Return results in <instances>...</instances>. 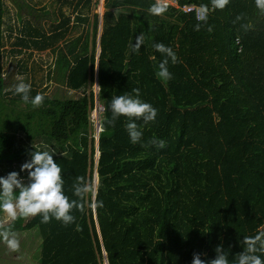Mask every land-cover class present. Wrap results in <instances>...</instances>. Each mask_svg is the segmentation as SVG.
Wrapping results in <instances>:
<instances>
[{"label": "trees", "instance_id": "trees-1", "mask_svg": "<svg viewBox=\"0 0 264 264\" xmlns=\"http://www.w3.org/2000/svg\"><path fill=\"white\" fill-rule=\"evenodd\" d=\"M176 1L179 8L154 16L155 0H103L101 15L87 13L90 0H77L72 16L63 6L73 0H51L45 25L24 12L27 1L0 0V176L26 177L21 164L43 148L55 152L70 199L76 177L96 176L99 184L98 194L85 196L84 212L73 211V224H44L40 216L15 223V233L39 236L36 264H191L193 253L214 259L217 245L234 264L243 237L264 231V14L255 0H230L223 10L211 0ZM183 5H207L208 24L195 31V13ZM75 21L83 30L68 40ZM155 43L179 60L169 62L167 82L156 75L164 57ZM46 50L55 57L44 68L47 61L34 57ZM7 56L31 85L30 96L44 95L40 107L24 103L14 94L18 83L5 81ZM53 72L65 91L78 94L48 96L43 84ZM134 88L158 110L154 123L134 121L141 141H130L124 116L96 136L95 96L107 109L115 96H135ZM105 117L110 110L100 126ZM152 138L166 146L146 147ZM95 200L104 206L92 209Z\"/></svg>", "mask_w": 264, "mask_h": 264}, {"label": "clouds", "instance_id": "clouds-1", "mask_svg": "<svg viewBox=\"0 0 264 264\" xmlns=\"http://www.w3.org/2000/svg\"><path fill=\"white\" fill-rule=\"evenodd\" d=\"M229 2L230 0H211L212 9L223 10ZM255 6L261 14H264V0H255ZM168 8L167 0H155L149 7V12L154 16H162L168 11ZM195 12L198 23L194 25V30L200 31L203 25L208 24L209 7L201 5ZM243 19L244 14H239L236 17L237 21ZM242 27L248 30L250 25L243 24ZM206 30L211 32L213 28L209 25ZM143 43V35L137 36L132 51L138 53ZM153 47L164 57L158 65L157 78L167 82L172 79L168 64L169 62L178 63V57L171 47L165 46L163 43H155ZM132 91L135 96L124 94L111 99L108 108H104V111H111V118H103L100 128L101 131H105L104 124L114 126L116 120L124 116L130 121L126 125L130 141L136 144L141 141L143 131L134 121L142 120L145 125L154 123L158 110L150 103L139 99L140 90L138 88H134ZM30 92L31 85L28 83L20 82L14 88V94L20 95L24 103L40 107L44 102V95L37 93L32 97ZM93 118L96 119V114L93 115ZM149 145L163 149L166 142L162 139L152 138L145 146ZM53 153L55 152L49 150L31 151L30 160H26L20 166V172H27L26 177H22L17 171L0 176V211L5 213L7 218L0 220V242H3L12 252H18L20 249L19 239L13 230V226L18 220L40 216L41 223L47 224L55 219L64 226H68L75 222V216L72 214L74 210L84 212L85 196L98 194V181L78 176L72 185V194L76 198L70 199L65 194L63 169L54 160ZM103 206V202L99 200L93 201L90 205L94 210ZM241 242L244 245L243 251L237 254L234 264H264V259L259 255L264 254V231H259L252 236H245ZM215 252V258L207 262L201 259V253H193L191 264H229V253L220 245L216 246Z\"/></svg>", "mask_w": 264, "mask_h": 264}, {"label": "rangeland", "instance_id": "rangeland-1", "mask_svg": "<svg viewBox=\"0 0 264 264\" xmlns=\"http://www.w3.org/2000/svg\"><path fill=\"white\" fill-rule=\"evenodd\" d=\"M27 1V8L25 9V13L28 14L29 16H36V22H41L44 23L45 25L49 24L48 20V14L45 13L47 9L49 8L50 5H48V2H51V0H25ZM53 1V0H52ZM77 0H73V3H71L69 6L64 5L63 10L66 11L67 13H72V16H75L76 12H79L80 7L75 8V2ZM54 7H57V3H54ZM32 7V8H31ZM85 12L87 11L86 8L84 9ZM45 11V12H44ZM93 11H97L100 15L104 11L103 8V0H90V10L87 11L89 15L93 13ZM47 18V19H46ZM35 19V18H33ZM77 24V27L71 28L70 32L68 33V40H72L73 38H77L81 35V30L83 27L82 23H78L75 21ZM46 51H41V52H36L35 55V60H46L47 63L43 65L45 68L52 60H54L55 53L53 52H47ZM6 61L4 63V77L5 81L10 85H16L17 83L23 82L25 80V75H19L17 73V66L15 65V58L12 57H5L4 58ZM43 72V71H42ZM54 75V77H52ZM37 79L40 78L41 74L38 72L36 75ZM51 79L48 81L46 80L43 84L45 85V93L48 96H55V97H60V96H72L75 97L78 94V91H65V86L64 84L60 81V77H58L54 72L52 73ZM95 86L93 85V89ZM7 136L9 138H14L16 141H18L19 137L21 134H13L8 132ZM95 142H97L96 137H95ZM42 150H45L42 148ZM93 181H97V178L95 176V179ZM6 214L1 213L0 215V220H6ZM36 231L34 230H29V231H22L20 233H16L17 238L19 239L20 242V249L18 252H12L10 251L7 246L3 243L0 242V264H36L35 261H37V258L39 257V236H34L33 234ZM36 245L38 248H36ZM28 247L30 250L28 251ZM30 253H33V256H28ZM37 254V256H36ZM34 257V258H33Z\"/></svg>", "mask_w": 264, "mask_h": 264}, {"label": "built area", "instance_id": "built-area-1", "mask_svg": "<svg viewBox=\"0 0 264 264\" xmlns=\"http://www.w3.org/2000/svg\"><path fill=\"white\" fill-rule=\"evenodd\" d=\"M167 3L169 4V6H174L176 8H179V5L177 3L176 0H167ZM180 8H182V10H184L185 12H190V11H194L195 16H196V12L195 10L198 9L199 7L195 6V5H183ZM94 92L95 94H97L98 91V85L97 82H94ZM104 111V105L102 102H100L96 96H95V104H94V108L93 111L91 113V120L93 122L94 125V129L96 132V136L98 134V132L101 130L100 128V118H101V114ZM96 114V119L93 118V115Z\"/></svg>", "mask_w": 264, "mask_h": 264}]
</instances>
